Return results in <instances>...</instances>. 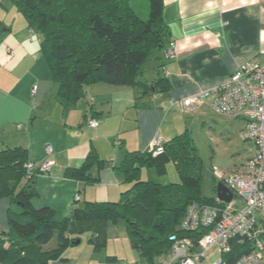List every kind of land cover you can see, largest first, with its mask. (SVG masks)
Listing matches in <instances>:
<instances>
[{
  "label": "trees",
  "instance_id": "16d2710c",
  "mask_svg": "<svg viewBox=\"0 0 264 264\" xmlns=\"http://www.w3.org/2000/svg\"><path fill=\"white\" fill-rule=\"evenodd\" d=\"M11 1L28 26L41 34V49L59 85L58 100L65 108L86 101L87 87L98 82L139 86L143 92L169 90V80L163 75L152 83L139 78L153 50L171 42L163 17L164 0H148L146 18L137 13L131 0ZM88 105L86 117L94 112L93 104ZM164 148L158 155L150 149L126 151L115 166L123 183L128 184L119 199L88 200L68 215L61 207L35 206L32 199L36 190L30 184L21 185L27 175L26 148L0 149V199L8 196L12 203L8 209L9 231H0V264H51L63 259L65 250L75 244L79 238L73 235L75 231L120 218L126 223L131 244L150 264H158L159 257L170 253L172 235H187L197 243L207 230H184L179 225L192 201L215 202L216 196L200 193L202 164L187 129L164 141ZM105 161L97 153H90L81 166L66 167L64 176L96 180L90 170ZM169 170L171 180L161 182L160 176ZM55 237V246L47 247ZM88 240L96 248L106 245V238L98 234ZM230 244V250L223 252L222 261L216 264H235L253 249L252 241L242 236Z\"/></svg>",
  "mask_w": 264,
  "mask_h": 264
},
{
  "label": "crops",
  "instance_id": "0c3cea01",
  "mask_svg": "<svg viewBox=\"0 0 264 264\" xmlns=\"http://www.w3.org/2000/svg\"><path fill=\"white\" fill-rule=\"evenodd\" d=\"M0 6V149L23 146L27 161L53 160L51 171L31 182L24 178L21 185L36 190L35 206L61 207L64 215L88 200H117L124 184L115 166L126 151L150 149L155 136L167 141L177 135L171 113L183 98L220 86L240 63L264 57V0H164L163 17L175 46L171 57L169 44L160 56L169 90L143 92L139 86L98 82L87 87L88 103L65 108L41 34L14 2L0 0ZM90 103L94 112L86 117ZM90 153L106 160L91 168L96 180L64 176L66 167L81 166ZM11 205L10 197L0 199V231H9Z\"/></svg>",
  "mask_w": 264,
  "mask_h": 264
},
{
  "label": "built area",
  "instance_id": "2783aa9c",
  "mask_svg": "<svg viewBox=\"0 0 264 264\" xmlns=\"http://www.w3.org/2000/svg\"><path fill=\"white\" fill-rule=\"evenodd\" d=\"M175 46L171 41L166 54L171 57ZM13 52H9L12 59ZM208 96L210 105L220 114L232 116L244 122L241 135L255 145V152L245 163L227 172L215 171L233 192L231 201L216 196L215 202L192 201L179 228L207 231L196 243L187 235H172L170 253L159 258V264H199L206 252L216 247L221 253L230 250L231 240L242 236L253 243V249L243 254L235 264H264V57L251 58L240 63L220 86L183 98L184 108H195ZM91 120V126H97ZM164 141L155 136L150 143L153 155L164 151ZM52 147L49 145L47 151ZM53 160L40 163L27 161V179L46 173L53 168ZM79 198V197H78ZM220 258L217 263H220Z\"/></svg>",
  "mask_w": 264,
  "mask_h": 264
},
{
  "label": "rangeland",
  "instance_id": "374dc122",
  "mask_svg": "<svg viewBox=\"0 0 264 264\" xmlns=\"http://www.w3.org/2000/svg\"><path fill=\"white\" fill-rule=\"evenodd\" d=\"M5 2L10 4L11 0H5ZM131 3L141 17L148 16V0H131ZM0 13H4L1 6ZM162 55L161 49L153 50L142 67L143 73L139 76L140 79L153 81L163 75L162 58H160ZM171 114L173 116L170 121L175 127V134H180L187 129L189 138L197 149L202 164L201 195L217 196L218 178L215 171L227 172L240 167L255 152L254 143L244 140L241 135L244 122L218 113L210 105L208 96L198 107L189 109L181 106ZM142 175L144 179L147 177L146 169ZM170 177L172 174L169 170L166 175L160 176V180L168 183L171 180ZM123 184L124 188L128 185ZM116 193L119 198L120 190ZM16 209H19V206H16ZM74 233L73 235L79 236L81 241L69 246L63 253V259L54 261V264H149L131 244L126 223L122 218L116 221L98 222L92 227L77 230ZM92 234L105 237L106 245L96 248L88 240ZM56 241L55 237L46 246L54 247ZM221 257L222 253L213 247L206 252V256L199 261V264H216ZM157 263L159 264L158 260Z\"/></svg>",
  "mask_w": 264,
  "mask_h": 264
},
{
  "label": "water",
  "instance_id": "95a60500",
  "mask_svg": "<svg viewBox=\"0 0 264 264\" xmlns=\"http://www.w3.org/2000/svg\"><path fill=\"white\" fill-rule=\"evenodd\" d=\"M217 197L221 200L229 202L233 198V192L222 181H219L217 184ZM80 241L81 239L78 238L74 243L76 244Z\"/></svg>",
  "mask_w": 264,
  "mask_h": 264
}]
</instances>
